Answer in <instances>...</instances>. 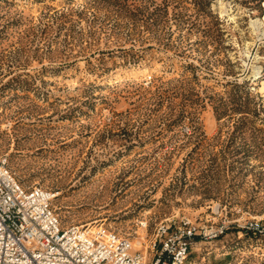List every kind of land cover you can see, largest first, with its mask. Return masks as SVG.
<instances>
[{"label": "rangeland", "instance_id": "374dc122", "mask_svg": "<svg viewBox=\"0 0 264 264\" xmlns=\"http://www.w3.org/2000/svg\"><path fill=\"white\" fill-rule=\"evenodd\" d=\"M0 155L63 227L264 264V0H0Z\"/></svg>", "mask_w": 264, "mask_h": 264}, {"label": "built area", "instance_id": "2783aa9c", "mask_svg": "<svg viewBox=\"0 0 264 264\" xmlns=\"http://www.w3.org/2000/svg\"><path fill=\"white\" fill-rule=\"evenodd\" d=\"M52 201L49 191L23 186L7 156L0 155V264H186L193 244L226 230L224 225L207 229L185 217L177 224L160 223L143 252L102 226L63 227ZM260 228L258 222L250 224L253 231Z\"/></svg>", "mask_w": 264, "mask_h": 264}, {"label": "bare ground", "instance_id": "6f19581e", "mask_svg": "<svg viewBox=\"0 0 264 264\" xmlns=\"http://www.w3.org/2000/svg\"><path fill=\"white\" fill-rule=\"evenodd\" d=\"M254 23V22H253ZM259 69H255L254 70V74H257V73H259V71H258ZM253 71V70H252ZM134 246H137L138 247V249L141 247V242L140 241H136L135 243H134Z\"/></svg>", "mask_w": 264, "mask_h": 264}]
</instances>
